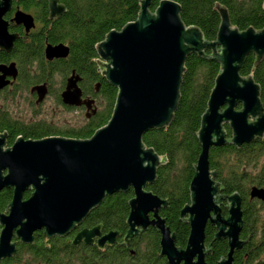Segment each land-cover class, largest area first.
Returning <instances> with one entry per match:
<instances>
[{"label":"water","instance_id":"water-1","mask_svg":"<svg viewBox=\"0 0 264 264\" xmlns=\"http://www.w3.org/2000/svg\"><path fill=\"white\" fill-rule=\"evenodd\" d=\"M150 1L137 0L136 17L119 29H109L95 43L98 58L105 62L94 59L96 67L116 88L110 116L103 125L86 138L24 139L17 135L5 149L1 148L5 132L0 133V188L13 187L5 207L8 213H0V221L4 223L0 232V255L13 250V243H8L12 225L19 224L16 233L27 240H30V230L40 226L45 228L43 239L49 233L62 234L104 195L131 187L133 195L128 200L129 227L123 237L124 244L130 233L145 227L146 223H155L160 232V252L169 264H207L203 256L210 248V243L204 246V226L208 221L216 228L213 238L227 240V251L217 263L234 264L232 252L243 241L238 238L242 222L240 195L236 191L227 195L218 193L221 185L215 180L216 171L209 167L208 148L225 142L239 146L254 138L264 139V107L259 98V85L251 75L254 65L264 55V26L238 29L231 25L226 8L215 2L213 7L219 16L215 37L205 40L197 26L182 22L176 1L158 0L152 12L148 8ZM48 5L47 18L64 9L54 0H48ZM8 6L9 0H0V13ZM261 6L264 11V0ZM5 25L6 21L0 19V48L7 50L17 34L6 33ZM206 48L212 51L211 55L202 53ZM67 50L64 44L48 43L44 54L46 58L64 56ZM189 51L213 57L219 63V70L198 129L194 131L200 149L195 163H191L189 201L179 209V217L188 223L189 230L184 247H178L174 245L173 232L163 225L164 217L155 213L156 207L167 202L144 189L154 179L156 166L164 156L146 147L141 135L148 128L161 127L170 120L177 104L183 62ZM250 52L254 56L250 72L241 75L239 67ZM76 80L75 74L66 78L61 100L88 106L92 99L80 98ZM224 123L230 130L229 136ZM28 186L33 191L21 199L23 189ZM248 195L264 200V187L251 185ZM222 198L227 200L225 216L219 207ZM150 209L152 218L147 219L146 211ZM136 223L141 227L134 228ZM97 232V226L81 228L71 242L76 243L80 236L89 242L90 236ZM115 233L108 231L101 235L98 245L111 242Z\"/></svg>","mask_w":264,"mask_h":264},{"label":"trees","instance_id":"trees-1","mask_svg":"<svg viewBox=\"0 0 264 264\" xmlns=\"http://www.w3.org/2000/svg\"><path fill=\"white\" fill-rule=\"evenodd\" d=\"M179 5V17L186 25L198 27L205 40L215 37L219 16L213 4L215 2L227 10L232 26L243 29L247 26L260 28L264 26V11L262 0H174ZM158 0H151L148 8L154 10ZM138 11L137 0H70L67 14L60 22L59 39L70 41V65L76 70L82 69L92 78L94 73V58L97 56L94 43L101 40L109 29H119L127 21L133 20ZM54 38V34L50 35ZM211 55L206 48L202 52ZM254 56L250 52L239 67V73L246 75L250 72ZM219 70V63L213 57H204L189 51L183 62L178 99L175 109L167 124L161 127L148 128L142 135L141 141L164 159L156 166L155 180L148 189L161 197H166L167 208L163 211L165 223L175 234V243L184 245L188 225L178 217L179 209L188 201V183L193 174V166L199 152L196 133L200 115L204 111L208 93L213 85V79ZM251 75L259 85V98L264 107V55L258 61ZM101 107L88 118L81 128L69 130L54 129L45 125H20L17 121L6 120L7 126L12 127V136H41L51 132L67 136L88 137L94 129L103 125L110 116L116 88L107 83L101 84ZM226 136L230 135L227 125L223 124ZM264 137V136H263ZM260 156L264 157V139L253 140L235 146L225 142L221 145L209 146L208 163L210 169L216 171V180L221 185L219 192L227 195L233 191L242 197V226L240 236L249 235L248 244L235 250V264H264L261 237L264 234V221L259 223L260 205L256 200H247L248 189L251 185L264 187V163H259ZM257 166V167H256ZM130 191H116L103 197L100 205L93 209L86 219H102L104 226L119 224L127 212V200ZM26 195V194H25ZM10 198V191H0V208ZM222 212H226L225 206ZM100 211L101 215H98ZM114 223H110L109 221ZM205 241L210 248L205 256L209 264H217L220 256L227 251L224 238L212 239L213 227L207 224L204 228ZM60 258L56 256V261Z\"/></svg>","mask_w":264,"mask_h":264},{"label":"flooded vegetation","instance_id":"flooded-vegetation-1","mask_svg":"<svg viewBox=\"0 0 264 264\" xmlns=\"http://www.w3.org/2000/svg\"><path fill=\"white\" fill-rule=\"evenodd\" d=\"M54 1L55 3H61L64 9L58 14H54L55 16L53 18H47L49 12L48 0H9V6L3 10V13H0V19L6 21V33L15 32L17 34V36L13 37L11 46H9L7 50L0 48V133H2L3 130L5 132L3 135V143L1 145L2 149L10 147L17 135H20V137L24 139H39L45 136L82 138L67 136L55 132L35 137L24 136V134L18 133L11 141H8L12 136V127L9 128L7 126L6 120L17 121V124L20 125L36 126L43 124L58 129V131L61 129L65 131L70 128H81L85 121L94 115L100 107V98L102 95L101 84L107 83L108 85H111L96 67L94 59L104 63V61L100 60L98 56L93 59V70L95 75L92 78H89L84 70H76L70 65V40H61L58 37L60 22L67 14V6L70 0ZM52 34H54L53 39L50 38V35ZM48 43L52 45L57 43L66 45L68 48L66 55L46 58L44 48ZM71 74L77 76L76 85L80 90V98L86 100L92 99V101H88V106L84 103L78 105L67 104L61 100L60 93L65 87L66 78ZM37 86H39L40 89H38ZM238 106L239 104H237V107ZM56 110L57 112L61 110L65 113H68L71 110L81 111L82 118L81 120L71 122L68 115L61 118L55 116L58 114ZM45 113H50L52 115L46 116ZM5 171L6 170H2V173H5ZM154 180L155 177L151 182L144 186V189L152 192L147 187ZM12 188V186H3L0 188V191L4 189L10 191L9 200L2 208H0V213L4 215L8 213V209L5 207L11 199ZM32 191L33 188L31 186L23 189L21 199L28 197ZM125 191L131 192L128 198L129 200L133 195L132 188L128 187ZM218 193L221 194L219 191ZM154 194L156 195V193ZM158 197L165 199L167 202L166 197ZM253 199L258 201L260 205H264V200H260L256 197L250 198L247 194L248 201ZM101 201L90 208L88 212L78 222H75L66 232L62 234L49 233L44 239L43 231L45 228L43 226L31 229L29 232L30 240H27L22 239L20 235L16 233L15 229L19 227V224L12 225L9 231L8 243H13V250L10 254L0 255V264H169L166 256L160 252V232L155 223H146L143 228H140L141 225L139 223L134 224V228L140 229L134 233H130L127 238V243L124 244L123 237L129 227V224L126 221L129 206L127 207L124 220L119 224L115 223L110 224L109 226H104L102 219H86L88 214L100 205ZM221 201L219 203L220 212L222 216H225L226 212H222V207L225 206L226 210L227 205L226 203L223 204ZM242 201V197L240 196V209ZM167 204H162L156 207L155 213L158 217H164L163 225H166L169 228V232H173L174 245L184 247L185 243L184 245H178L175 243L174 231H172L165 223V215L163 214V211L166 210ZM98 215H101L100 211H98ZM183 217H186V215ZM146 218H152L151 209L146 211ZM153 219H155V216H153ZM179 219L187 223L180 217ZM109 222L111 223L112 221L110 220ZM207 224L213 227L214 233L216 230L214 225L208 221L205 226ZM3 226L4 223L0 221V232ZM93 226H97L98 232L90 236L89 242H85L83 236H80L76 243L71 242L75 233L81 228L89 229ZM108 231L116 232L114 239L111 242H104L102 245H98V238ZM239 234L238 238L243 241L241 245L238 248H235L232 252L233 263L234 251L247 245L250 238L249 235L246 236V238L241 237ZM263 240L264 234L261 237L262 255H264ZM208 244L209 243L205 241L204 233V246L207 247ZM207 251L208 250L204 252L203 258L204 261L209 264L205 259ZM56 256L60 258L58 261H56ZM194 259L195 257H193V260ZM179 263H182V260H179Z\"/></svg>","mask_w":264,"mask_h":264},{"label":"rangeland","instance_id":"rangeland-1","mask_svg":"<svg viewBox=\"0 0 264 264\" xmlns=\"http://www.w3.org/2000/svg\"><path fill=\"white\" fill-rule=\"evenodd\" d=\"M151 12H152V10H150ZM103 64H105V62L103 63ZM102 104V103H101ZM100 107H101V105H100ZM56 112H57V110H56ZM21 113V112H20ZM58 114L57 115H55V116H59L60 118L61 117H64V116H66V115H68L69 117H70V121L71 122H73V121H78V120H81V116H82V112L81 111H69L68 113H65V112H62L61 110H59L58 112H57ZM24 114V113H23ZM45 115L46 116H49V115H52V114H50V113H45ZM55 116H54V118H55ZM258 162L259 163H264V157L263 156H260L259 157V159H258ZM257 167V166H256ZM223 204H225L226 203V205H227V200L226 199H222V201H221ZM258 215H259V223L261 222V221H264V206H261L260 208H259V213H258Z\"/></svg>","mask_w":264,"mask_h":264}]
</instances>
